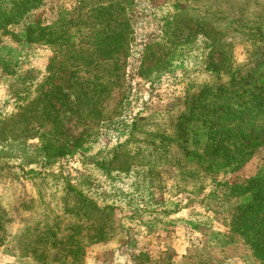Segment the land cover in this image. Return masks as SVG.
Instances as JSON below:
<instances>
[{
    "label": "rangeland",
    "instance_id": "1",
    "mask_svg": "<svg viewBox=\"0 0 264 264\" xmlns=\"http://www.w3.org/2000/svg\"><path fill=\"white\" fill-rule=\"evenodd\" d=\"M263 195L264 0H0V264H264Z\"/></svg>",
    "mask_w": 264,
    "mask_h": 264
},
{
    "label": "trees",
    "instance_id": "2",
    "mask_svg": "<svg viewBox=\"0 0 264 264\" xmlns=\"http://www.w3.org/2000/svg\"><path fill=\"white\" fill-rule=\"evenodd\" d=\"M261 73H263V72H258V74H259V76L261 75ZM254 76L252 75L251 76V78L252 79H255V77L253 78ZM208 87V86H207ZM206 87V88H207ZM206 88H205V90H206ZM209 90V89H208ZM253 92L254 91H252V92H250L249 94H253ZM240 95V94H239ZM253 98L255 99L256 98V96L255 95H253ZM254 101V100H253ZM194 143V142H193ZM193 143L191 144V145H193ZM182 148H183V150H185L186 149V152L188 153V152H191V149H187V145H183L182 146ZM43 164L46 166L47 165V163L46 162H43ZM261 196V195H260ZM264 196V195H263ZM254 196L251 194L250 195V198L249 199H247L246 201H241V202H239V204H238V206L237 207H246V206H249V205H252V204H254L255 203V201H254V198H253ZM262 197V196H261Z\"/></svg>",
    "mask_w": 264,
    "mask_h": 264
},
{
    "label": "crops",
    "instance_id": "3",
    "mask_svg": "<svg viewBox=\"0 0 264 264\" xmlns=\"http://www.w3.org/2000/svg\"><path fill=\"white\" fill-rule=\"evenodd\" d=\"M30 68V67H29ZM35 68H38V69H40L39 67H35Z\"/></svg>",
    "mask_w": 264,
    "mask_h": 264
}]
</instances>
